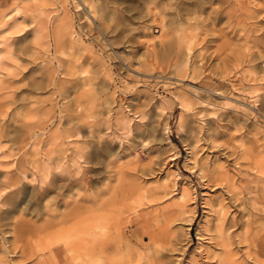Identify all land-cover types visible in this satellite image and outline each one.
Segmentation results:
<instances>
[{
    "label": "rangeland",
    "instance_id": "rangeland-1",
    "mask_svg": "<svg viewBox=\"0 0 264 264\" xmlns=\"http://www.w3.org/2000/svg\"><path fill=\"white\" fill-rule=\"evenodd\" d=\"M148 2L85 0L82 11L76 0H0V46L14 66L0 79V176L24 171L18 186L27 193L0 204V264H73L55 238L70 225L56 226L52 204L64 199L35 207L31 194L49 186L22 141L53 119L72 135L56 147L47 178L74 185L58 213L71 214L72 226L82 221L109 264H220L209 255L223 240L238 264H264V0ZM62 7L84 54L105 63L88 68L104 86L42 83L52 68L38 69L47 55L33 51L31 32L46 22L52 31ZM100 8L114 33L99 35L84 14ZM118 110L127 118L116 120ZM8 192L0 184V200ZM245 214L246 229L227 231Z\"/></svg>",
    "mask_w": 264,
    "mask_h": 264
},
{
    "label": "bare ground",
    "instance_id": "bare-ground-1",
    "mask_svg": "<svg viewBox=\"0 0 264 264\" xmlns=\"http://www.w3.org/2000/svg\"><path fill=\"white\" fill-rule=\"evenodd\" d=\"M81 1L85 5V0H81ZM81 1L76 0V7H77V9H81L83 11V5L81 4ZM166 1L165 0H149L148 3H150V4L153 3L154 6H156L158 8L161 6L164 7L163 5H164V2L166 3ZM56 4H57V2H56ZM105 5L107 6V3H105ZM51 6L56 7L55 3H54V5H51ZM87 12L84 11V14L86 15V17L88 19H91L93 17L97 21L99 35H100V33L106 34V33H110V32L114 33V31H116V26L115 27L109 26L108 21L110 20L111 16L109 17V15L105 13L104 8L92 10L91 14H88ZM79 15H80V13H79ZM90 15L92 17H90ZM2 22H3V19L0 18V23H2ZM52 22H53L52 31L49 29L50 26L47 22L46 23H40V26L38 28L32 30L31 36H30L31 48L33 49V51L36 53H41L43 55H47V58L45 60L43 59L45 61V63L40 65V67H38V69L40 68L39 70L42 71L44 68H52L50 71L47 70L46 74L42 76V78H41L42 83L46 84V86H54L57 84L70 83L73 85V88H78V89H79V87H88V86H91L93 84H98V85L104 86L107 79H105L103 77H102L103 79L102 78L99 79L98 76L100 74L98 76H95L94 72H93L94 76L91 75L90 69H88V68H92V70L95 67H97L98 70L99 69L101 70V68L106 69L105 63L103 62V60H99V61L95 62L93 59H91V57L86 56L84 54L85 50H87V48H86L87 46L84 45L85 42L79 37V35L76 31L75 24L73 22V17L71 15L70 11H68L65 7H62L61 12H59L57 15H55L54 20ZM110 22L111 21H109V23ZM16 25H18V24L16 23ZM14 26H15V24H14ZM10 28L11 27H8V29H10ZM96 30L97 29H95V31ZM83 31H85V30H83ZM8 33H10V32H8ZM89 34H91V33H89ZM2 35H3V33H2ZM51 36H52L54 42H52ZM0 38H1V36H0ZM6 38L7 37H5L4 39L6 40ZM4 39L1 42L2 44L4 42H6V41H4ZM1 46H0V75H1L0 79L2 78V76H9L12 72V69L14 68L12 63H11L12 65L9 64L11 61H9V63L7 62V59L12 58V55H13L11 52V49L9 48L8 45H7V47H5V46L1 47ZM52 47L54 48L55 52H53L51 50ZM43 73H44V71H43ZM57 73H64L66 76L71 75V77L72 76L73 77L72 78L63 77V78L57 80L56 76H55ZM108 75L109 74L106 72V76H108ZM109 113H110V110H108L107 113H105V114L109 115ZM103 115H104V113H103ZM115 117H116V120L127 118V116L125 114H123V112L121 110L116 111ZM50 120H51V118H50ZM108 120L109 119L107 118V121ZM48 122H51L50 128H48L49 126H45L44 124H39V125H37V128H38V129L36 128L37 130H33L31 133H29V135L24 134V138L22 139V141L24 142V145L28 147V151H26V152L29 154H32L33 158L31 159L30 163H31L32 167L35 169V172H37L38 174L41 175V183H47V185L49 186V187H44L41 184L40 189L39 190L36 189L37 192L33 191V193L31 194V195H33V197L36 201V202L34 201L36 203L35 207H38L39 203L44 202L48 198L58 199L59 197H63L64 204L60 205V204H58L59 201H57V202L55 201V203L52 202L53 203L52 205L54 206V204H55V206L53 207V211H54L53 213H54L56 220H57L56 226L61 225L63 223H65V224L70 223L69 226H64V227L58 228L56 233H55V238L60 241L59 242L60 246L62 245L63 247H65L66 250L69 251L68 260H70V262H72L73 264H109L108 260H106L107 255L105 253H103L102 250L98 251V247L95 244H91L89 242V240H90L88 238L89 233H88V231L85 230V228L82 225L84 223L82 221H78L76 224H74L72 226L71 224H72L73 220L70 219V217H72L71 214H69L68 216H62L58 213V211L62 208V206H64L65 208L68 209V204H69L68 199L71 198V196L74 194L73 193L74 185L72 182L71 183L66 182V183H62V184L61 183L59 184V182L55 183V180H57V179L50 180L49 182H47V178L52 173V170L50 168V164L54 160V157L52 156V154L56 151V147L59 144H63L65 142V140L67 138H70L72 135H70L69 128L68 129L66 128L64 130L61 129L59 124L58 123L56 124L54 119L52 121H48ZM75 135L78 136L79 132H76ZM42 147L45 148L44 154L41 151ZM61 150H63V149H61ZM44 155L47 156V159H43ZM117 157L119 158L120 156H117ZM20 173L21 174L18 175L17 179H15V180H12V178H10L9 176H6V174H4V173H2V175L0 176L1 177L0 184L5 185L6 188H8L10 191L6 195H4L5 197H3L2 200H0V204H4L5 201L7 202V200H10V199L12 202L13 201L16 202L18 198L22 197L24 194H27L25 191H22L21 189H19L18 185L22 182V180H24L25 175H26L24 173V171H20ZM223 175H226V174L223 173ZM223 175H221V176H223ZM62 177H61V180H62ZM223 178L226 180L225 177H223ZM61 180H59V181H61ZM109 180H110V178H109ZM2 196L3 195H1V197ZM29 198H28V201H29ZM25 200H26V198H25ZM46 206L48 207L49 205L47 204ZM9 211H11L10 213L15 212L14 209H13V211L12 210H9ZM248 215H249V213H248ZM248 215L245 214L240 219L231 221L229 226L227 224V231L230 230L229 228H231L235 225H239L243 229L244 228L246 229L251 224V221H250L251 219L247 218ZM88 218H90V217H88ZM12 219H14V218L12 217ZM78 219L79 218H77V220ZM219 219L220 220L222 219L220 215H219ZM217 227L219 229L218 230V236L224 237L226 233L222 231L223 229H225L223 224H220ZM87 228H89V227H87ZM231 235H232V233H231ZM241 238L247 240L251 237L249 236L248 231H246V232L244 231V237H241ZM172 240L173 239H170L169 241L172 242ZM253 240H254V237H253ZM256 241H257V237H256ZM64 243H65V245H64ZM103 243H105V242H103ZM106 243H107V241H106ZM228 244L229 243H227L223 240L221 247H220L221 248L220 251L219 250L212 251V253L209 255V257L211 259L216 258V257L219 258L220 264H238L239 261L237 262V259H235V253H233L232 251L228 250V248L225 247V245L228 246ZM215 245H216V247L219 246L216 244V242H215ZM112 262H113V264H118L117 262H115L113 260H112ZM217 262H219V261H217ZM241 264H242V262H241Z\"/></svg>",
    "mask_w": 264,
    "mask_h": 264
}]
</instances>
